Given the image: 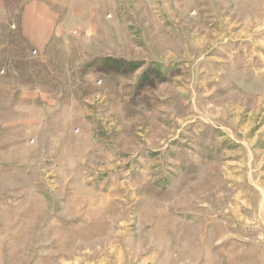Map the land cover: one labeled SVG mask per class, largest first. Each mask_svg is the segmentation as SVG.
I'll return each instance as SVG.
<instances>
[{"label": "rangeland", "instance_id": "1", "mask_svg": "<svg viewBox=\"0 0 264 264\" xmlns=\"http://www.w3.org/2000/svg\"><path fill=\"white\" fill-rule=\"evenodd\" d=\"M0 264H264V0H0Z\"/></svg>", "mask_w": 264, "mask_h": 264}, {"label": "crops", "instance_id": "2", "mask_svg": "<svg viewBox=\"0 0 264 264\" xmlns=\"http://www.w3.org/2000/svg\"><path fill=\"white\" fill-rule=\"evenodd\" d=\"M24 21V20H23ZM28 21V19L25 21L26 23H27V26L29 25V22H27ZM25 22H23V23H25ZM22 25H24V24H22ZM24 27V26H23ZM37 27H40V38L38 39V41L35 43V45L34 46H36V47H38L39 48V50L41 49V47L43 46V45H45V42H46V36H47V31H48V27H50L49 26V24L45 21V22H38V25H37ZM23 33L25 34V32L23 31ZM32 41H33V38H32ZM39 42H41V44H39V45H36V44H38Z\"/></svg>", "mask_w": 264, "mask_h": 264}]
</instances>
